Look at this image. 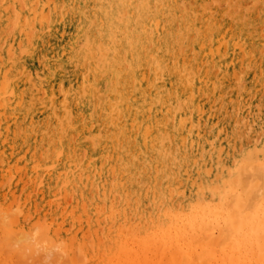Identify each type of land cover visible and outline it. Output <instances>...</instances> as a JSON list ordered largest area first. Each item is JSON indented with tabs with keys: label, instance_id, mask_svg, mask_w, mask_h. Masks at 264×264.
Returning a JSON list of instances; mask_svg holds the SVG:
<instances>
[{
	"label": "bare ground",
	"instance_id": "6f19581e",
	"mask_svg": "<svg viewBox=\"0 0 264 264\" xmlns=\"http://www.w3.org/2000/svg\"><path fill=\"white\" fill-rule=\"evenodd\" d=\"M42 175L46 215L55 185L98 184L95 218L137 216V239L107 229L109 262L79 208L52 236L27 224L33 184L22 212L14 192ZM0 217V264H148L163 246L167 264H264V0H0Z\"/></svg>",
	"mask_w": 264,
	"mask_h": 264
},
{
	"label": "rangeland",
	"instance_id": "374dc122",
	"mask_svg": "<svg viewBox=\"0 0 264 264\" xmlns=\"http://www.w3.org/2000/svg\"><path fill=\"white\" fill-rule=\"evenodd\" d=\"M47 152H48V150H47ZM45 155L44 156H42V160L44 161V159H45ZM55 158L53 157L52 158V160H54ZM46 174V173H45ZM10 175H12V176H10ZM10 175H8V176H6L5 178H4V182L6 183H3L4 185H3V189H4V193H7V191L9 190V189H11V187L13 188V186L17 183V182H20V180L17 178V175L15 174V173H12V174H10ZM12 177V178H11ZM10 178H11V180H10ZM25 178V180H24V182H22L23 184V188H21L18 192H14L15 194H16V196H17V198L15 197V201H16V199H18L19 201H17V202H15V206L16 205H18V203H19V205H21V206H17L18 207V209H20V212H22V209H21V207H22V203H23V199H24V195L26 196V194L27 193H29V191H27V187H29L28 185H32L33 184V190L36 192H34V194L32 193V199H35L34 200V203L36 204V206H33V209H35L36 208V210H37V215L36 216H34L33 215V213L32 212H30L29 214L31 215V219H28L29 218V215H26L25 216V218L24 219H28V222H27V224H30V225H38V223H40L41 224V226H44L43 224V221L46 223V225H48L49 223L48 222H50V227H46V226H44V228L45 229H47V228H49V230H48V232H49V235L50 236H52V234H51V232L53 231V227H54V223H53V221H59V217H58V215H59V213L60 212H62L63 211V209L64 208H66V210L64 209V211H63V213H64V215H63V213L61 214L62 216H66L67 215V213L69 212V211H67L68 209L70 210V212L72 211L73 212V209L75 210V211H78V208H79V211L81 212H83L84 214H86V218H88V217H91V222H90V220L89 219H87V220H85V222H83L80 226L82 227V229H81V227L79 226V230L81 231V234L82 235H84V240H85V243H88L89 245V247H92V249H94L93 250V252H94V258L95 257H97L99 254H100V257H103V259L105 260V261H109V262H112V261H114V258L112 257V255H110V254H108V252H107V250H106V247H105V245H104V239L106 238V237H109L110 235H109V233H108V230L107 229H109V228H111V230H117L118 228H120L121 226H123L124 227V231H125V229H130L131 231L133 230V233H131L130 234V232H128V234H127V238L129 239V240H136L137 238H136V236L137 235H135V233L134 232H136L137 231V229L136 228H138L137 226L139 225V220H138V218H137V216L135 217L134 215H131V218H130V221L129 222H127V223H121V226L119 225V223H115V222H112L110 219H109V212L111 211V209H109L108 210V207L107 206H105L104 207V209H102V218H100L99 220H97L95 217V207H97V205H100L101 206V202H104L105 200H107L102 194V189H101V187L98 185V184H95L93 187H90V189H88V190H86V189H84V188H82V186H80V185H78V187H77V189H74V188H63L62 186H60V185H55V189H54V191L57 193L54 197H55V200L56 201H54L53 202V204H52V209L51 210H53L52 211V213H54V216L55 217H57L56 219H55V217L54 216H50L51 217V219H53V221H52V223H53V225L51 224V219L49 220L48 218H50L48 215H46V209H45V206L43 205L44 204V201H43V197H42V199L40 198L41 197V194L39 193V191L42 193V191L43 190H47L48 188L46 187L48 184H45V180H46V176H44V175H42V176H40V177H38L37 179H35L33 182H31V180L29 179V176L28 177H24ZM9 179V180H8ZM37 181V182H36ZM8 182H10V184L8 183ZM14 182V183H13ZM35 182H36V184H35ZM18 184V183H17ZM35 184V185H34ZM203 184H204V186H203ZM40 185V186H39ZM42 185V186H41ZM97 185H98V188H96L97 187ZM25 186V187H24ZM60 186V187H59ZM206 186H207V190H208V192H207V190H206ZM8 187H10V188H8ZM94 187L96 188V189H98V192L96 191V189H94ZM202 187H204L205 189H204V196H199V198H198V204L201 206V208L204 206V205H208L206 202L207 201H209V202H211V201H214L215 200V198H214V190H213V187H212V185L210 184V182L208 181V180H206V182L204 181V182H202ZM91 188H92V190H91ZM23 189H24V191H23ZM26 189V190H25ZM40 189H42V190H40ZM62 190V192H59V191H61ZM67 189V190H66ZM81 189V190H80ZM211 189V190H210ZM23 191V192H22ZM81 191V192H80ZM91 193H90V192ZM96 191V192H95ZM22 192V193H21ZM38 192V193H37ZM76 192H77V197H76ZM20 193H21V195H20ZM67 193V194H66ZM69 193V194H68ZM72 193V194H71ZM82 193V194H81ZM87 193H89V195H87ZM99 195H98V194ZM38 194V195H37ZM40 194V195H39ZM59 194V195H58ZM63 194V195H62ZM90 194H91V196H90ZM92 194H93V196H92ZM207 194V195H206ZM83 195V197H82V199H85V200H83V202H82V200H80V196H82ZM15 196V195H14ZM19 196H22V197H19ZM37 196V197H36ZM40 196V197H39ZM62 196V197H61ZM70 196H73V198H71ZM87 196H88V198H87ZM213 198V200H211L212 198ZM19 197V198H18ZM77 198V200H76V198ZM56 198H58V199H56ZM68 198V199H67ZM90 198V199H89ZM101 198V199H100ZM9 199V198H8ZM60 199H61V202H59L60 201ZM71 199V203H72V205L70 206V204L71 203H65V202H69L68 200H70ZM74 199V200H73ZM89 199V200H88ZM95 199V200H94ZM103 199V200H102ZM57 200H59V201H57ZM101 200V201H100ZM9 202H10V199L8 200ZM43 202V204H40V203H42ZM79 201V202H78ZM86 201V202H85ZM89 201V202H88ZM92 201V202H91ZM57 202H59V208L57 209V208H55L56 206H57ZM78 202V203H77ZM82 202V203H81ZM84 202H85V204H84ZM99 202V203H98ZM56 203V204H55ZM203 203V204H202ZM65 204H67V206L65 205ZM90 204V205H89ZM95 204V205H94ZM104 204V203H103ZM118 204H120V203H118ZM53 205H56V206H53ZM73 205H77V208L75 207V206H73ZM89 205V206H88ZM94 205V206H93ZM84 206H86L87 208L86 209H84ZM166 206H167V204H165V205H163L162 206V209H165L166 208ZM39 207V208H38ZM74 207V208H73ZM76 208V209H75ZM118 208V209H117ZM116 208V211L117 210H119V207H117ZM131 209L133 208V206H132V204H131V207H130ZM41 209V210H40ZM161 209V210H162ZM57 210V211H56ZM59 210V211H58ZM86 211V213H85V211ZM104 210V211H103ZM151 210H152V207H151ZM16 211H17V209H16ZM18 212L19 211H17L16 213L18 214ZM19 212V213H20ZM106 214H105V213ZM14 213H15V211H14ZM56 213H57V216H56ZM88 213V214H87ZM103 213H104V215H103ZM132 213V212H131ZM90 214H91V216H90ZM94 214V215H93ZM108 214V215H107ZM138 214H140V213H137V215ZM43 215V216H42ZM108 216V217H106V216ZM20 217H23V213H21L20 214ZM38 217H39V219H38ZM44 217L46 218V219H44ZM105 219H104V218ZM1 218V217H0ZM150 218V216L149 215H145V216H143V219L145 220V222H144V227H143V229L145 230V229H150L151 227H150V223H148V221L150 220L149 219ZM44 219V220H43ZM58 219V220H57ZM62 219V218H61ZM102 219H104V220H102ZM43 220V221H42ZM138 220V221H137ZM1 221V220H0ZM48 221V222H47ZM93 221V222H92ZM133 221V222H132ZM87 222L89 223V224H87ZM100 224H98V223ZM105 222H107V223H105ZM147 222V223H146ZM101 223H103V224H101ZM39 224V225H40ZM87 224V225H86ZM106 224V225H105ZM53 227H52V226ZM99 225V226H98ZM111 227H110V226ZM116 225V226H115ZM40 226V227H41ZM85 226V227H84ZM103 227V232H101L100 231V229L102 230V228L101 227ZM118 226H120V227H118ZM129 226V227H128ZM107 227V228H106ZM43 227H41V229L43 230V231H46L45 229H44ZM77 228H76V231H77ZM91 228V229H90ZM93 228H98V231H97V235H93L92 234V232H91V230L93 229ZM135 229V230H134ZM41 231V230H40ZM39 233H41L42 234V232H39ZM70 233H74V230H71V232ZM87 233H88V235H87ZM102 236H101V235ZM39 235V234H38ZM88 236V237H87ZM89 236H92L91 238H89ZM40 237H41V235H40ZM42 237H43V234H42ZM41 237V238H42ZM131 237V238H130ZM133 237V238H132ZM99 238V239H98ZM62 240H63V237L61 238ZM98 239V240H97ZM94 241V242H93ZM94 247V248H93ZM162 247V245L160 246V248ZM98 250V252H97V250ZM148 249H149V251H148ZM158 249H156V251H157ZM152 251V252H151ZM154 251L155 252V254H154V252H153V249L152 248H146L144 251H142V256H144L145 257V260L147 261V263L148 264H157V262L158 263H160V264H167V263H170V260L169 259H172L171 257H170V252H168L167 251V249L165 248V246H163V249L161 248V250H159V251H162V253H160L159 251ZM148 252V253H147ZM149 252H150V254H151V256H150V254H149ZM166 252V253H165ZM167 252H168V255H169V258H168V255H167ZM146 253H147V255H146ZM158 254V255H157ZM163 254H164V256H163ZM81 255V254H80ZM80 255H79V257H80ZM84 255V254H83ZM104 255V256H103ZM85 256V255H84ZM155 256H157V258H156V260H155ZM82 257V256H81ZM86 257V256H85ZM109 257V258H108ZM152 257H154V258H152ZM167 257V258H166ZM87 258V257H86ZM163 258L165 259V260H167V261H163ZM88 259V258H87ZM87 259H85L86 261V263L89 261V259H88V261H87ZM108 259V260H107ZM155 260V262H153ZM150 261H152V262H150Z\"/></svg>",
	"mask_w": 264,
	"mask_h": 264
}]
</instances>
